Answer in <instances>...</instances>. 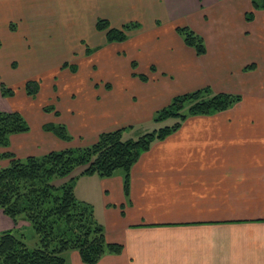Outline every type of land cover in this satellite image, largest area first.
<instances>
[{
    "label": "crops",
    "instance_id": "obj_1",
    "mask_svg": "<svg viewBox=\"0 0 264 264\" xmlns=\"http://www.w3.org/2000/svg\"><path fill=\"white\" fill-rule=\"evenodd\" d=\"M252 10V0H0V88L15 90L12 96L0 90V109L21 112L30 126L11 134L0 152L40 156L90 145L119 128L136 138L176 95L207 86L241 95L232 107L189 115L154 140L130 168L128 196L123 169L76 178L75 193L93 206L106 239L123 245L95 264H264V8L248 20ZM99 18L137 26L126 40L110 42L96 26ZM182 25L203 36L205 54L185 43L176 29ZM47 49L82 51L90 74L98 68L90 59L99 56L106 72L77 80L80 68L62 63L72 72L65 112L56 80L57 105L37 103L41 84L35 96L26 92V81L36 78L18 88L8 80L25 63L19 57ZM50 105L55 110L46 111ZM48 123L65 124L73 138L46 130ZM9 161L0 158V168ZM29 227L0 210V233ZM65 256L66 264H86L77 250Z\"/></svg>",
    "mask_w": 264,
    "mask_h": 264
},
{
    "label": "trees",
    "instance_id": "obj_2",
    "mask_svg": "<svg viewBox=\"0 0 264 264\" xmlns=\"http://www.w3.org/2000/svg\"><path fill=\"white\" fill-rule=\"evenodd\" d=\"M252 3L253 10L246 14L248 20L254 17L255 9L264 8V0H252ZM96 26L105 30L107 40L113 42L126 40L137 23L114 27L106 18H99ZM176 29L197 54L206 53L207 46L201 34L188 25ZM140 76L147 79L146 75ZM0 90L4 96L15 94L5 83ZM25 90L35 96L40 82L37 79L26 81ZM240 99L239 94L214 92L207 86L173 97L168 105L155 112L153 119L155 122L175 121L136 138H125L124 128H119L101 133L90 145L52 150L40 156L19 158L10 151L0 152V158L10 160L7 166L0 168V210L16 224L20 219L28 221L39 237L37 246L30 247L23 231L1 232L0 264H66L65 252L70 250H77L84 263L95 264L105 254L120 253L123 245L106 239L104 226L96 219L93 206L77 197L76 178L93 174L109 177L123 169L124 190L128 196L130 168L154 140L177 130L189 115L223 111ZM45 110L52 111L55 107L46 106ZM44 128L64 140L73 138L65 124L48 123ZM28 130L30 126L21 112L0 109V146L9 145L11 134ZM77 168H82L78 175L60 185L54 183L55 178L70 176Z\"/></svg>",
    "mask_w": 264,
    "mask_h": 264
},
{
    "label": "rangeland",
    "instance_id": "obj_3",
    "mask_svg": "<svg viewBox=\"0 0 264 264\" xmlns=\"http://www.w3.org/2000/svg\"><path fill=\"white\" fill-rule=\"evenodd\" d=\"M82 54H83L82 51L65 52V51H58V49L57 50L47 49L45 52H42L40 54H33L28 57H19L21 58L19 60H22L25 63L18 69L13 70L12 75L8 80L9 82L13 80L12 84L13 85L16 84V86L14 87L18 88L17 86H19L20 83H23L27 79L36 78L41 84V92L39 96L35 97V100L38 101L37 102L38 104H43L48 101L54 103V97L51 92V87H52V81L56 80L57 85L59 87L58 91H60V89L62 88V91H60V95L62 94L60 106L65 112V110L68 109V105L70 103H69V98L64 96L67 92L71 91L69 85L71 84L72 80L69 77L71 75L70 73L72 72L70 70L67 71L66 69H61L60 66L62 63L65 62L68 65L73 64V67L74 64H76L80 68V70H78L79 73L76 74L75 76L77 80H79L82 77H84V79L86 80L85 77L88 78L89 76L99 78L101 77L102 74H106V72H104L105 70H103L100 66L99 60H101V58L99 56L90 59V61L92 60V62H98L97 70L94 73L92 72V74H90V66L88 67L87 65H90L92 63L87 62L86 64L85 60L88 58H84L85 56H83ZM8 72L6 73L5 70V73L3 74V80H5L6 77L9 76ZM54 104L57 105V101ZM154 123H155L154 121H149L143 124V127L147 128V131H151L156 126L160 127V126H164L165 124H169L170 120L160 122L158 125H155ZM74 147L77 146L74 145ZM59 178H63V177H59ZM59 178H55L53 180L55 184L59 183L58 180ZM23 233L25 234L26 242L30 247L37 246L39 242V237L33 227L30 226L28 229H24Z\"/></svg>",
    "mask_w": 264,
    "mask_h": 264
}]
</instances>
